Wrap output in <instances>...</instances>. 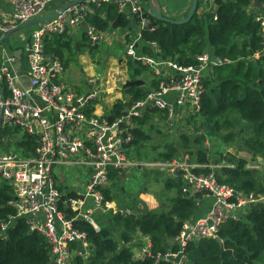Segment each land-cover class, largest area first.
Instances as JSON below:
<instances>
[{
  "label": "built area",
  "instance_id": "obj_1",
  "mask_svg": "<svg viewBox=\"0 0 264 264\" xmlns=\"http://www.w3.org/2000/svg\"><path fill=\"white\" fill-rule=\"evenodd\" d=\"M4 1L9 8L0 7L1 35L46 13L48 4L57 0ZM200 1V8L206 11L216 7L215 0ZM102 3L115 4L118 12L134 23L126 28L122 37L113 30H102L86 19L85 15L94 12L95 6ZM214 19H217L215 13ZM255 20L261 28L262 47L256 52V56H260L264 54V8L255 9ZM77 29L86 34L90 47L120 38L128 57L152 69L157 85L143 97L131 100L130 96L126 98L128 94L120 85L117 71L108 69L104 73L88 74L85 82L88 89L77 90L63 79L64 63L46 51L50 34ZM143 29H155L147 0H82L56 17L37 24L25 38L23 50L29 63L28 85L22 83L21 74L15 70V55L7 54L2 60L1 129L13 125L34 137L36 150L24 154L14 148L0 149V178L13 186L14 198L10 202L16 211L13 217L26 218L30 231L42 235L49 243L50 259L46 264H74L78 255L85 261L89 259L88 234L77 226L76 220H84L100 230L94 217L98 210L138 213L137 209L116 205L114 200L107 198L104 189L111 185L114 171L121 176L131 168L158 170L181 178L184 182L182 191L194 197L200 209L206 200L209 201L204 213L183 223L181 232L174 237L176 249L153 253L151 238L138 232L139 241L145 244L135 253L136 259L153 257L154 263L191 264L185 252L189 242L218 238L225 222L239 220L252 206L264 204V190L245 192L220 182L213 170L203 171V168L213 169L224 164L201 161L187 152L166 160H137L129 156V144L134 140L133 130L139 127V119L156 110V124L161 123L177 135L178 124L200 109L207 75L215 67L230 61L205 50L197 56L195 63L183 65L164 57L156 41L149 42L152 52L144 51L141 45ZM109 95L114 96L111 103L107 101ZM119 99L128 105L121 115L112 118L113 106ZM60 165L84 167L87 179H82L81 184L86 185V191L77 197L65 196L68 191L59 187L63 185L62 172H56ZM225 165L234 166L231 163ZM246 166L261 169L264 160L248 157ZM67 208L75 213L73 217L68 216ZM8 224L9 221L3 222L1 230L5 231ZM180 253L181 257L176 261Z\"/></svg>",
  "mask_w": 264,
  "mask_h": 264
},
{
  "label": "trees",
  "instance_id": "obj_2",
  "mask_svg": "<svg viewBox=\"0 0 264 264\" xmlns=\"http://www.w3.org/2000/svg\"><path fill=\"white\" fill-rule=\"evenodd\" d=\"M260 2L264 5V0ZM200 3L199 0L198 9ZM215 4L213 11L207 10L204 18L194 16L184 23L159 20L148 10L155 29H143L141 45L144 51L152 52L149 42L156 41L164 57L183 65L195 63L197 56L205 50L230 61L215 67L205 79L200 109L188 118L197 124L196 132L175 134L172 139L160 143H164V150L148 149L147 142L152 137L144 125L158 112L152 110L153 113L139 119L128 153L137 160H166L187 152L201 161L224 164L213 169L203 168L204 172L213 170L220 182L245 192L262 191L264 182L258 178V173L263 168H248V156L239 154L245 151L253 159L264 160V54L256 56L262 47V37L260 24L255 20V9L261 10V7L255 6V0H215ZM214 13L217 19H214ZM85 17L102 30L111 29L116 19H119L120 27L128 28L134 24L121 15L113 3L95 6V11L88 12ZM83 40L85 42L79 47L89 48L87 36ZM96 48L92 47V50ZM78 49L67 32L52 33L47 37V53L59 58L65 66L72 58L66 55L67 52L76 53ZM136 71L143 72L142 68ZM126 90L132 93L131 100L146 94L141 86L134 85ZM126 105L128 103L122 99L117 100L112 118L121 115ZM210 137L234 143L236 152H212L206 144ZM13 144L15 150L24 154L36 150L34 137L17 127L13 130L6 126L1 129L0 147L10 150ZM228 163L234 166L225 165ZM118 177L119 173L114 171L112 180ZM143 178L144 190L152 186L157 188L154 193L158 205L139 207L142 200L136 193L130 205L121 203V199L119 206L136 207L138 213L109 212L96 216L100 230L84 220H76L77 226L87 232L92 249L87 261L78 255L74 264H173L154 263L153 257L136 259L131 242L140 231L151 238L153 253L176 249L174 237L181 232L186 220L201 213L200 207L194 197L182 191L184 182L181 178L145 169ZM111 189L112 185L104 192L113 200L116 196ZM120 190L125 192L121 186ZM65 196L77 197L78 194L69 191ZM13 198V186L0 178V264H46L50 259V245L42 235L30 231L26 218L13 217L16 213L10 203ZM66 212L69 217L75 215L69 208ZM8 221V227L2 231L1 224ZM185 252L191 264H264V204L252 206L239 220L225 222L218 238L189 242Z\"/></svg>",
  "mask_w": 264,
  "mask_h": 264
},
{
  "label": "rangeland",
  "instance_id": "obj_3",
  "mask_svg": "<svg viewBox=\"0 0 264 264\" xmlns=\"http://www.w3.org/2000/svg\"><path fill=\"white\" fill-rule=\"evenodd\" d=\"M57 1H60V0H57ZM187 2H188L187 0H161V4L167 8V10L164 12L172 16L174 15L170 11H175V10H179L183 8L184 6H186ZM51 3L48 4L46 10H48V7L49 5H51ZM189 10H190V7H189ZM174 17H177V16H174ZM29 35H30L29 28H25L13 34L11 38L7 40L6 42L7 44L9 43L10 40L13 42L23 40L24 42L25 37H28ZM73 43H76V42L73 41ZM99 46L100 45H98L95 50L93 49L94 50L93 53H90V52L88 53V49L92 50V47H89L88 49H86L83 46H80L81 48L79 47L76 53L74 51L72 53L67 52L66 55L72 58L69 64L65 66L66 68H65V74H64L63 79L66 82L71 83L74 87H81L82 89H88L85 82L88 78V73H91V72L104 73L106 69H112L114 72L115 70L117 71L119 75L118 77H120L121 80L125 81V78L130 79L129 73L127 74L124 71V69L127 66L131 65L129 63L130 61L129 57L125 53L124 45L123 46H120V45L109 46L110 52H115L114 55H111L109 53V49H107V47L103 46L102 48H99ZM8 52H9L8 50L5 51L2 48H0V63ZM106 56H108L110 59L106 60L105 59ZM121 58H123L124 60L120 61L119 59ZM136 66H140V65L137 64ZM142 70H143V73H145L146 68H142ZM133 73H134V67L132 66V70H130V74H133ZM141 78L144 79L145 77L142 76ZM124 87L126 86L123 85V88ZM154 116H153V119L150 118L149 121L145 123L144 127L152 137V140H150V142L149 141L147 142L149 144L148 149H154L156 147L155 149L160 151V150H164V143L163 144H160V143L172 139V137L175 136L176 133L175 132L170 133L166 129V127L162 125L161 123L156 124L155 122L156 117L154 118ZM153 123L155 125H153ZM9 127L13 130L15 128L13 125H10ZM177 129H178L177 134L183 131L186 133H193V132H196L197 124L194 122H190L189 119H185L182 121L181 125L180 123L178 124ZM206 144L209 146L212 152H216V153L220 151L232 152V153L236 152L234 143L228 144L216 137H213V138L210 137L209 139H207ZM12 147L14 148L15 144H13ZM0 149L2 148L0 147ZM239 154L243 156L251 157L245 151H240ZM57 171L62 172L61 183L63 185H75V183H77L76 176L78 174L82 175L85 179H87V175L85 173L86 169L84 167H80V166H67L66 167V166L60 165L57 167L56 172ZM143 171L144 169L142 170L134 169L133 170L131 168V169L125 170V172L122 173L121 176L118 177L117 179L111 180V185H112L111 191H112V194L116 196L113 199L116 205H119V203L121 202L120 201L121 199H123L121 203L130 205L132 198L136 193H139V194L144 193V188H146V186L144 185L145 180L143 178ZM258 178L262 179L264 182V167L261 170V173H258ZM120 186L123 188L125 192L120 190ZM155 189H157L155 186L148 188L149 192L153 194L154 196H155V193H154ZM155 198L157 199L156 196ZM157 204H158V201L156 200L155 205ZM141 205L143 206L145 205L149 207L148 204L146 203L141 204ZM133 208L136 209V207H133ZM108 212H112V211H108ZM94 217L96 219V216Z\"/></svg>",
  "mask_w": 264,
  "mask_h": 264
},
{
  "label": "crops",
  "instance_id": "obj_4",
  "mask_svg": "<svg viewBox=\"0 0 264 264\" xmlns=\"http://www.w3.org/2000/svg\"><path fill=\"white\" fill-rule=\"evenodd\" d=\"M71 1H73V0L55 1V2L51 3V5H49L48 10H46V13H51V12L55 11L56 9H58L59 7L65 5L66 3L71 2ZM187 1L188 2L186 3V6H184L183 8H181L179 10H175V11H170V12L174 16H177V18L185 17V15L188 13V10H189V7H190V4H191L192 0H187ZM160 2H161V0H160ZM255 6L256 7H261V9L264 8V5H262V6L255 5ZM0 7H2L5 10H7L9 8V5H8V3H5L4 0H0ZM163 10L164 11L167 10V8L164 5H163ZM204 15L206 16V10L199 7V9L197 10V13L195 14V16H197L198 19H199V17L204 18ZM35 27H36V25L30 26V27H27V28H29V32H31ZM109 30H113L114 32L119 34L121 37H122L123 33L126 32V28L120 27L119 23H118V25L116 27H113V24H112V28L109 29ZM67 35L70 36V38L72 40V43H73V41L76 42V43H73V44L77 45L78 48H79V45L81 43L85 42L83 39L86 37V35H85V33H83L82 30H79V29L72 30L70 32H67ZM23 44H24L23 40L22 41H15V42L10 40L8 44H7L6 41L3 42V44L0 46V48H2L5 51L8 50L9 52L7 54H13V55H15L17 57V61L15 63V70L21 74L20 77H21L22 83H24L25 85H28L30 83V77L28 76L29 63H28V60L26 58V53L23 50ZM111 45L112 46H116V45L123 46V43H122V41L119 38V39L115 40L112 43H105L102 46L100 45L101 47L99 46V48H102L103 46H105V47H107V49H109V46H111ZM84 48L88 49V47H84ZM89 52L93 53L94 51L88 49V53ZM109 53L111 55L115 54V52H110V49H109ZM105 59L107 60V59H110V58L108 56H106ZM119 60L123 61L124 59L121 58ZM129 60L133 61V64L127 66L124 69V71L127 74L129 73L130 79L129 78L128 79L125 78V81L124 80H120V85L122 87H123V85L126 86V87L123 88L124 93L126 95L128 94V96H126V98H128L129 96L131 98V96H132V93H130L128 90H126L127 87H132V86H127V84H128L127 82L130 81V80H139V79H141L143 81V84L136 85V86H141L143 89L146 90V92L149 91L150 89L154 88L157 85L156 78L154 77L152 69L150 70V67L144 66L142 63L137 62V61L131 59L130 57H129ZM130 61H129V63H130ZM1 63H2V61H1ZM1 63H0V65H1ZM137 64H139L140 66H136ZM132 66L134 67V73L130 74V70H132ZM137 68H146L145 73H143V72L142 73H138L136 71ZM107 70L108 69H106L105 71H107ZM91 73H95V72H91ZM91 73H88V74H91ZM142 76L145 77L146 79L145 78L144 79L141 78ZM147 78H148V80H147ZM2 87H3L2 90L4 91V86L2 85ZM75 88L77 90H79L80 92L86 91V89H82L81 87H75ZM113 99H114V96H112V95H109L107 97V101L110 102V103L113 101ZM99 111H101V109H99ZM9 143H11V140H10ZM76 178H77V183H75V185H59V187L62 190H64V191H68V192L69 191H75L78 194V196L81 195L84 191H86V185H80L81 182H82V179L85 180V178L82 175H80V174H78L76 176ZM62 186H64V187H62ZM139 198L142 200V203L140 202L141 204H145L146 203V204H148V206L150 208L156 207L158 205V204L155 205V202H156L157 199L155 198V196L153 194H151L149 192V190L145 189L144 193L139 194ZM208 206H209V201L206 200L203 203V205L201 206L202 208L200 209V212L204 213L206 211V209L208 208ZM107 213H109V212L97 211L95 216H97V217L98 216H103V215H106ZM139 234L140 233H137L136 236H135V239L131 242V245L136 246V248H133L135 250V253L137 251H141V249L143 248V246L145 244V243L139 241V238H140ZM91 249H92V246L90 245V249H89L90 250V255H91Z\"/></svg>",
  "mask_w": 264,
  "mask_h": 264
},
{
  "label": "water",
  "instance_id": "obj_5",
  "mask_svg": "<svg viewBox=\"0 0 264 264\" xmlns=\"http://www.w3.org/2000/svg\"><path fill=\"white\" fill-rule=\"evenodd\" d=\"M80 1H82V0H73V1L68 2L65 5L59 7L58 9H56L55 11H53L51 13H44L38 17L29 19L26 22L20 23L19 25L15 26L14 28L7 31L4 35H2V37L0 38V46L3 44V42L9 40L10 37L13 34L17 33L18 31H21L27 27L34 26V25L42 23L46 20L54 18L59 13L64 11L66 8H68L69 6H71L75 3H78ZM147 3H148L149 12L154 17H156L157 19L162 20V21H166V22H170V23H184V22H188L194 18L195 13L197 12V9H198L199 0H192L190 10L187 13V16H185L183 18H177V17L166 14L163 10V5L161 4L160 0H147ZM255 4L258 6H262L260 0H255ZM118 23H119V19H116L113 23V27H116L118 25ZM127 83H128L127 86H133V85H141V84H143V81L141 79L130 80ZM0 89L1 90L3 89L2 85H0ZM1 125H2V116H0V133H1ZM180 257H181V253L178 255V257L175 260L178 261Z\"/></svg>",
  "mask_w": 264,
  "mask_h": 264
}]
</instances>
